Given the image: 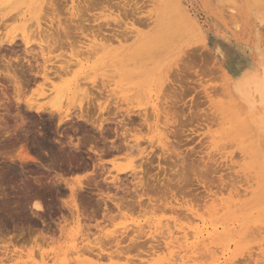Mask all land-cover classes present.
I'll use <instances>...</instances> for the list:
<instances>
[{"label": "rangeland", "instance_id": "rangeland-1", "mask_svg": "<svg viewBox=\"0 0 264 264\" xmlns=\"http://www.w3.org/2000/svg\"><path fill=\"white\" fill-rule=\"evenodd\" d=\"M57 1L59 3H57ZM77 1L79 0H76V2ZM100 1L96 4L91 3L93 8L88 9L89 12L87 11L86 15L82 13L85 15L82 16L83 18L80 17L84 20V25L80 27L81 29H74L72 28L75 26L74 22L79 18L77 16H74L73 18V16L69 14L68 9L72 5V0H54L53 2L58 4L57 5L55 3L57 7H60H58V9L54 5L58 9H56V12L60 10V14L58 13L59 15H57L59 16L58 19L60 18L61 21L66 20V23H68L71 19L73 20H71V23L69 22V29H67V31H63L56 26L57 17H55V14H53L55 18L52 16L51 9V12L48 14L47 10L51 8L48 5L49 0H0V38L2 37L1 39H5L7 37H14L16 38V43L19 45V43L22 44V39L20 38L26 36L31 41L29 48L36 54L40 53L38 40H42L44 53H47L46 56L51 57L49 60L50 62H45L47 66L50 65V63L51 65L60 63L63 61V57L69 56V53H71L72 50V53L79 50L80 46H84V44H87L92 40L102 38L103 34L109 35L111 31L117 34L116 31L119 32L120 29L124 31V27L126 30L124 32L125 34H123L126 36V31L129 29L127 36L131 35L130 37L132 39L130 37V39L126 37L127 41L121 40L120 43L117 42L116 39H112L110 40L107 48L99 50L91 58L83 59L86 57L82 54L78 55L77 59L79 60L76 64L70 62V73L64 74L65 76L61 75L60 78L62 81H60V78H57V80L55 79L56 81L53 78L52 79L55 81L54 83L59 86L61 85V90L65 93L63 95L64 98L62 97L63 99H61L62 103L60 102L62 107L60 110L63 112H77V106L79 103H81L84 108L89 107L93 110L92 107L96 105V101L98 99L97 90L100 88H103L105 91L108 89L110 93H114L115 96L113 95L112 97L111 94L110 96L112 98L108 97V101H113L111 99L120 97L122 93L126 95L129 94L128 98H130L129 100L127 99V101H132L130 106L133 105L134 109H140L139 111H142V113H144V110L145 113L149 114L148 116L145 114L146 118L150 117V121L147 118L149 122L147 123L148 125L146 123H142L140 125L143 127L140 130L141 135L139 136L138 143L140 148H146L145 154L150 152L152 155L149 153V155L145 157V154H141L142 159L139 154L137 156L136 151L138 147H134L136 151L134 149L133 152L131 149L134 153L132 154L133 157L131 156L133 158L132 159L130 156L128 158V156L125 157L112 149L110 150L109 144L112 140H114V135L111 134L114 133V126L111 124L112 122L106 125V127L109 128L107 130L110 133V135L108 134L109 137L107 135L100 137L98 133L96 134V129L94 127L82 121H78L76 118H73V120L69 121L68 124L65 122L57 124V118L55 116H53L54 119H52V117L50 118L52 119L51 121L46 113V115L43 113L44 115L42 114V116H40L42 119L39 116H36V113H24L28 115H25L27 117L25 119L24 128L29 125L27 124L29 121L28 117L30 121L31 119L34 121L33 125H29L30 128L33 127L32 133L34 135H38L42 132L43 129L40 127L44 124L43 128L45 127V129L43 131H46V129L49 130L47 132H50V139H52V141H54L53 144L56 145L55 151H57V147L60 146L57 143V140L61 139L64 142V140L66 141V139H68L67 135L71 136L72 134L73 143L77 141L76 137L81 136L82 134H88V137H90L89 139L93 140L88 141L90 144L86 143L81 146L79 153L77 154H80L81 156H79V158L77 157V160H72V166L68 165L70 160L68 161L67 157L66 160V158H62L60 156L59 159H57L58 156H56L54 161H52V164H50L51 167L49 168V166H46V170L45 166L42 167L44 162L43 158L45 160L44 163L47 164L49 163V160L46 158L49 157L43 154V151V153L40 152L42 155L30 152L34 160L23 159L25 161L24 162L21 159L23 157L21 152L22 139L20 141H14L13 136H17L16 134L11 136L12 140L8 138L10 137L9 135H4V138L0 135V143H2L3 140L8 141L9 139V141L14 142V145H6L7 142L4 141L6 144L3 143V145H1H6L4 146L6 148L2 149L4 150L3 152L6 153L1 152L2 150L0 149V264H22L25 261H29L31 264H38L42 262L43 259L49 261L47 264H51L53 262L49 259L54 253L56 254L57 252L59 253V251L60 253L61 251H66L67 254L68 250V253H70V249H72L71 247L74 243L77 245L78 243H83V245L88 243L87 245L90 246L91 249V251L88 252L91 254H87L85 251L86 253H84L81 258L85 256L82 259L87 257V261L84 259L85 262H74L73 260L76 258V255L74 254V256H72L74 259H71L69 256L73 252L70 253L67 257L68 260L71 259L73 261V264H126V259L132 260L129 264H172L173 261V264H175V262L176 264H264V122L262 125V123L260 124V119H253L258 116L253 112L250 113L248 108L246 110L245 107H243L244 104L242 102H238V99L234 95L233 96L235 98H233L232 94L229 93L227 77L225 75L227 70L235 72L234 70L238 64H244L255 57V45L257 42L264 48V0H177L179 6H176L173 0H149V2L147 0ZM152 1H154V3H152ZM93 4L95 5L93 6ZM114 4L115 6H113ZM96 5L98 7H96ZM117 5H123V7L127 10L129 9V6L133 9L130 12L128 11L130 13V15H128V12L122 7V12L126 11L123 14L127 13L125 15L128 16H121V8L119 9L120 6L118 7ZM126 5L128 6L126 7ZM175 7H178L177 10ZM179 7H181V9L189 10L194 21L187 20L182 14L179 15V13H182V10ZM161 10L162 13L160 14ZM132 12L136 13V15H131ZM131 16L132 18H136H134L137 22L136 24H134L135 20L133 21ZM139 16L143 19H139ZM36 19L40 22L38 27H36ZM113 19L116 22L118 19V23H121L122 21L123 25L115 23ZM137 19L140 21L139 24ZM24 21L26 23H23ZM132 21L134 26L130 27V23ZM124 22L125 24L128 23V26L125 25ZM20 23L21 25L19 26ZM22 24H25V27H23ZM118 25L120 26L118 27ZM255 27L259 31L257 34L254 31ZM134 28L141 30L139 35L132 33ZM114 29H116V31ZM7 31L10 32L8 33ZM119 33L120 37L123 36L122 32ZM50 39L57 40L54 47H46V43L44 42L48 40L50 43ZM33 41L36 42L34 43ZM18 45L17 49H19L18 47H21V50L22 45ZM215 46H218L221 49V54L215 51ZM0 52H2L0 54L7 53V51L5 52L2 50H0ZM40 59L42 58L38 59L40 62L37 59L36 61L33 59L30 60H32V62L34 61V67L38 66L37 68H41L44 63H41L43 60ZM137 74L139 77H137ZM128 75L133 77V79L130 80L131 78H127ZM62 76L66 79L69 78L67 80L69 84L64 85L60 83L63 82V80V83H68ZM3 82V85H7V88L10 87V89H12L10 82L7 80L5 82L8 84ZM34 82H29L33 86L27 84L25 88L27 91L23 93L22 97L34 100L36 98L37 104L40 103L41 105H45L49 100H51L53 95L45 97L37 95L36 86L41 81L38 79V81ZM75 84L80 85L81 90H87L90 94L89 98L83 99V96V98H81L78 91L76 92V89H73V92L75 91L77 96H79L74 99H72V97L71 99H68L70 98L68 95H70V92L72 91V88L75 87ZM28 85L30 86L29 89L27 88ZM126 86L136 87L133 90L134 92L131 91V87L130 92H127L129 90L121 92V88L123 90L125 88L127 89ZM10 89L8 88V90ZM178 89L180 95L179 93H176L178 96H175V92ZM11 91L12 90L8 92L11 93ZM89 91L92 92L93 95H91L92 93ZM76 93H73L72 96ZM107 94L109 93L107 92ZM168 99L169 102L171 101L172 105L167 102ZM5 100L9 104H7ZM163 101L164 103L167 102L171 106L175 104L173 106L175 108L170 106L168 111L167 107L169 105L166 103L168 105L166 106L165 104L167 110L164 109L165 107L163 108ZM4 103L7 104L10 111L9 113L6 111V113H4V110L0 109V120L7 116L4 120H7L8 125L10 124L9 126H12L14 122H17L15 120V115L18 110H16V106H14L15 103L12 99L8 100L4 98ZM153 105L154 107L159 108L158 113H160L163 118H161L160 114L155 116L152 109ZM161 105L163 106L160 107ZM111 106L113 107V105H110L111 111H109V113H105L106 116H111V112L113 111ZM12 110L15 112V115L12 113ZM19 110L20 112L22 111L21 109ZM161 111L168 112V115H166L167 120L164 118L165 113H162ZM10 112L14 117L11 116ZM22 112H25V109ZM93 112L96 114L95 110H93ZM191 115H194V118H191ZM95 117L96 116L93 115V118ZM157 118H161L162 121L161 119L159 121ZM11 120L14 121L12 122ZM180 120L182 123L178 122ZM40 121L43 124H40ZM36 124L38 127L40 126V129H38ZM35 125L37 127H35L38 131L37 133L34 129ZM48 125L50 126L49 129L47 127ZM63 125L64 127H62ZM72 125L77 128L75 132L68 129L71 127L73 128ZM154 125L157 126L154 127ZM164 128H168V130H165ZM160 132L162 133L160 134ZM32 133L31 135H33ZM163 133L166 134V139H168H163L166 143L164 150H162L163 147H161L156 136L157 134L163 135ZM97 135L99 136V140H106V136L108 137L107 139L110 141V143L108 142L107 144L108 146L106 145L107 142L105 140H101L102 142L100 141L102 145L105 144L108 148H106L105 145V147L102 146L100 142H97L99 141L97 140ZM92 136H96V142H94L95 138H92ZM207 136L209 137L207 138ZM53 138L56 141L53 140ZM110 138L112 139L110 140ZM148 139H150V141ZM172 139L176 140V143L174 142L175 147L172 146ZM128 140L127 141L130 142V144L135 143H132V140L134 141L133 137ZM91 142L94 143V145ZM98 143L100 145H98ZM8 144L10 143L8 142ZM89 145H93L97 148L99 146L101 149L104 147L103 149H109L108 151L110 153L102 150L104 154L102 153L101 157L100 155L90 152L88 149ZM167 145L172 146L174 149L176 148V151L174 149L173 152L172 150L171 152L168 151L167 149H169V147L166 148ZM7 146H11V148H8ZM7 148L9 150L13 148V153L12 150L8 151ZM6 149L7 151H5ZM63 149L70 155H72L73 151L75 152V149L72 148V146L66 145ZM19 152L21 153L19 154ZM74 152L73 155L76 153ZM44 155L46 158L43 157ZM94 155H96V157H94ZM169 155H171V157ZM175 155H177L178 158ZM19 156L20 160L18 159ZM98 156H100L99 159H97ZM149 156L151 157V160L149 159L150 161L147 160ZM165 156L170 157V161H168L169 158ZM144 157L146 159V163L144 162ZM173 158L176 162L173 161ZM63 160L64 162H62ZM181 160L183 161L181 162ZM38 161H40V164ZM94 162L98 165L102 164L103 166L100 165V167ZM141 162L145 165L141 164ZM150 162L151 165L149 164ZM158 163L161 164L162 168L157 165ZM59 164L63 166L57 168ZM139 164L141 165L140 167L146 168H142L145 171H142L140 168V171L138 170L139 172H137L138 174L136 175L138 178L142 176V179H147V181L143 180L144 182H148L149 180V185L155 184L157 180L161 182L164 178V181L167 180L166 178H173V170L177 169L179 172H184V168L185 173L187 174L185 175L184 173V175L188 176L187 178H190L191 180L189 179V181H186V177L185 179L183 177V180L185 181L180 182V184H182V186L180 185L181 187L179 185V187L176 185V187H173L172 184V191L170 193L167 192L168 194L165 193L163 196L161 194L153 197L151 196V198L154 199L157 197L160 198V201L157 202L154 209L150 208L147 200L148 198L146 199L148 203L147 206V203H145L146 197H144L143 199L146 205H144L146 207V209L144 208L145 211L143 209L140 210L139 208H136L135 210H118L117 208L112 207L110 211H101L100 209L95 208V211H84L85 213L82 212L85 214L84 216L82 213H79V221H77L78 219L75 218L74 215L75 212L72 215L73 212L71 213V211H68L63 206L62 202L69 199V191L65 181L68 183H74L75 185L78 181H80L81 183H78L84 188L81 187V189L78 190V196L83 199L84 202H88L89 204H93L95 200H97V192L99 189L102 193H107L110 189L111 191L109 190V195L116 193V190L114 189L115 187H111V185L108 186V181H111V177L113 178V175H118L121 178H119V180L120 182L123 181L121 182L122 186H126V189L128 190L130 189L129 193L131 195L135 196L136 193H141L140 189L137 191L135 190V192L132 190L136 181H138L136 180L138 178L131 176L130 172L117 173L115 170L117 167H124L127 169V167H130L131 165L136 166ZM95 165H97V168L100 167L99 170ZM191 165L194 167L190 168ZM9 168L11 171H6V169ZM170 169H172V171ZM192 169H194L193 171L196 173L191 171ZM128 170L129 168L127 171ZM146 170H148V173H146ZM197 170L201 172H198ZM9 172L12 173L10 174ZM189 172H191V174ZM197 172L199 175H197ZM58 173H61V175L58 176ZM35 176L37 181L39 180L38 183L40 185L33 182V178ZM105 177L108 178V180H103ZM175 178L176 176L174 179ZM185 182L187 183L185 184ZM156 184L159 186L158 183ZM87 185L90 188H87ZM21 186H29V192L31 193L40 190V197L46 210L38 211L31 208L32 199L28 200V209L26 211H19V208L13 207L14 203L12 201H14V199L16 200L15 197L18 194V191H20L19 189H21ZM17 187H19V189ZM233 187H235L238 192H236L237 190ZM180 188L183 189L182 193L179 192ZM176 190H179L178 193H174ZM171 193L176 195H171L173 197L172 198L170 196ZM120 194L121 192L119 191L116 196H120ZM129 196L130 195H127V197ZM204 200L207 201V203L204 202ZM215 201H218L220 206L223 208L219 209V204H217V202L215 204ZM3 202H6V205H4ZM235 202L237 204H235ZM162 203L165 204L162 205ZM214 204L218 206H215ZM109 205H111V203ZM187 208H190L193 212L187 211ZM172 209L173 212L171 211ZM197 209L200 210L198 211ZM217 209L220 211H217ZM187 213L189 215H187ZM81 215L82 217H80ZM190 219L193 221L191 222ZM139 224L143 226H141V231L144 229L146 230L144 231L146 232V235L144 232H137V229L138 231L140 229L138 228L140 227L138 226ZM168 224L172 225L169 226ZM148 227H150V230L147 231V229H149ZM166 227H171V229L177 230L184 229L187 230L189 234L192 229H198L202 233V238L208 235L207 232L212 233L207 236L208 238L206 237V240L204 238V242L202 238V240H198L199 245L194 246L196 247V250L194 249L195 251L193 252H190L188 248L183 251V247H174L170 250L162 248L158 255L154 256L151 261H144L145 259H141V257H145L144 255H147L152 250L153 246V248L156 246L159 248L164 246L163 238H161L164 234L160 233V231H163L162 229L165 230ZM152 228L153 233L157 230L160 231L153 234ZM107 231L110 233L114 231V233L111 235L110 233L108 234ZM135 231L140 233L138 234L140 237L135 236L137 235ZM104 232H106L107 237ZM101 233H103V237ZM114 234L116 237L118 236V238H120H116L118 241L115 242V244L112 242L116 240H112V238H110L114 236ZM124 236L128 239L126 237L124 238ZM151 236L155 241L151 238ZM99 237H102L103 239L101 238V240H99ZM192 239L193 238L189 239L190 243L195 242L194 239L192 242ZM88 240L89 242H87ZM135 240L138 242H135ZM127 241L132 244L133 249H131L130 245L128 246L129 248L127 247ZM139 242L140 245L138 244L136 246ZM107 243H110L111 246L110 244L107 245ZM118 243L120 245L125 243L126 246L124 244L123 247H126L127 251L125 249H122L123 251L121 249L118 250L119 248H123ZM195 243V245L198 244L197 242ZM116 244L120 247H117ZM151 244H153V246H151ZM211 245L212 247H210ZM199 246L203 248L200 249ZM213 246H215L216 250ZM99 247L102 249L98 252L97 248ZM67 248L69 249L67 250ZM178 253L179 256L185 255V258L183 259L184 262L181 263L180 260L177 261L178 259L176 255ZM202 253L204 254L203 258ZM107 254L113 257L108 256ZM174 256L176 258L175 260H173ZM137 259H141L144 262L139 263L137 262ZM29 262L27 264H30Z\"/></svg>", "mask_w": 264, "mask_h": 264}, {"label": "bare ground", "instance_id": "bare-ground-1", "mask_svg": "<svg viewBox=\"0 0 264 264\" xmlns=\"http://www.w3.org/2000/svg\"><path fill=\"white\" fill-rule=\"evenodd\" d=\"M54 0H49V6L51 7V8H49V10L51 9L52 10V16H53V14H55V17H57V19H56V26H58L61 30H63V31H67V29H69V22L71 23L72 21L70 20L68 23H66V20L65 21H61L60 20V18L58 19V17L59 16H57V15H59L60 14V10L58 11V12H56V9L59 7H57V3H59L58 1H57V3L56 2H53ZM100 0H83V1H77L76 2V0H72V5L69 7V14L71 15V16H73V18H74V16H77L79 19L78 20H80L81 18H83L82 16H85L86 14H87V11L89 12V10L88 9H92L93 7H92V4L91 3H98ZM104 2L106 1V0H103ZM102 0L100 1V2H103ZM111 1V0H110ZM148 2H149V0H147ZM151 1V0H150ZM130 2V1H129ZM139 2V1H138ZM172 2V1H171ZM173 2L176 4V6H179L178 5V2H177V0H173ZM57 5H56V4ZM109 3V2H108ZM114 3V2H113ZM123 3H125V2H123ZM152 3H154V1H152ZM83 4V5H82ZM95 4H93V6L95 5ZM103 4V3H102ZM132 4V3H131ZM57 7H55V6ZM125 5V4H124ZM135 5V4H134ZM134 5H132V6H134ZM86 6V7H85ZM111 6H112V4H111ZM113 6H115V4L113 5ZM118 6V5H117ZM116 6V7H117ZM120 6V5H119ZM118 6V7H119ZM128 5H126V7H127ZM131 6V7H132ZM146 6V5H145ZM96 7H98L97 5H96ZM116 7H114V8H116ZM117 7V8H118ZM122 7H123V5L122 6H120L119 7V9H120V11L122 12ZM60 8V7H59ZM58 8V9H59ZM124 8V7H123ZM129 9L127 10V9H125L127 12L129 11H132V9L130 8V6L128 7ZM143 8V7H142ZM176 8V7H175ZM178 8V7H177ZM177 8H176V10H177ZM180 9H181V7H179ZM57 9V10H58ZM178 9L179 11H181L182 10V13H179V15L180 14H182L183 15V17L184 18H186L187 20H190V21H194L193 20V18H192V14L190 13V11L189 10H185V9ZM49 10H47L48 11V14H49V12H51V10L49 11ZM116 10V9H115ZM136 10V9H135ZM134 10V11H135ZM185 10V11H184ZM91 11V10H90ZM120 11H118L119 13H121ZM126 11H123L122 12V14H121V16H123V15H125V14H127V13H125V14H123L124 12H126ZM81 12V13H80ZM128 12V15H130V13ZM59 13V14H58ZM85 14V15H83V14ZM119 13H118V15H119ZM162 13V10H161V12H160V14ZM51 14V13H50ZM111 14V13H110ZM133 14H135L136 15V13H131V15H133ZM138 14H139V12H138ZM160 14H159V16H160ZM128 15H125V16H128ZM51 16V15H50ZM51 16V17H52ZM115 16V15H114ZM158 16V15H157ZM50 17V18H51ZM54 17V16H53ZM52 17V18H53ZM54 17V18H55ZM81 17V18H80ZM115 17H117V16H115ZM144 17H146V16H144ZM118 18V17H117ZM122 18V17H121ZM120 18V19H121ZM125 18V17H124ZM131 18H132V16H131ZM135 18V17H134ZM134 18H132L133 19V21L136 19H134ZM75 19H77V18H75ZM75 19H74V21H75ZM139 19H143V18H140V16H139ZM144 19H146V18H144ZM78 20H76L75 22H74V25H72V26H74V27H72V28H78V29H81L80 27H82L83 25H84V23H83V21L84 20H80L79 22H77ZM124 20V19H123ZM113 21H114V19H113ZM133 21L130 23V27H132V26H134V24H136L137 22H136V20L134 21L135 23L133 24ZM137 21H139L138 19H137ZM115 23H117V24H122L123 25V22L121 21V23H118V19H117V22L116 21H114ZM142 22H143V20H142ZM141 22V23H142ZM2 23V22H1ZM22 23V22H21ZM21 23L19 24V26L21 25ZM23 23H26L25 21L23 22ZM36 24H37V26L36 27H38L39 26V24H40V22L38 21V19H36V22H35ZM140 23V21L138 22V24ZM145 23V22H144ZM150 23V22H149ZM35 24V25H36ZM124 24H125V22H124ZM147 24V23H146ZM13 25H15V24H13ZM120 25H118V27L120 26ZM125 25H127L128 26V23L127 24H125ZM18 26V27H19ZM22 26L23 27H25V24H22ZM21 26V27H22ZM144 26H145V24H144ZM123 27V26H122ZM27 28V27H26ZM58 28V29H59ZM24 29V28H23ZM123 29H124V31H122L121 29L119 30V32H122V34L125 32V28L123 27ZM252 29V28H251ZM254 29V28H253ZM113 30V29H112ZM115 31H116V29H114ZM128 30L129 29H127V31H126V36H124V34H123V36H119V32L118 31H116L117 32V34L115 33V32H112L111 31V33L108 35H105V34H103L102 35V38H99V39H96V40H92V41H90V42H88L87 44H84V46H80L79 47V50H76V51H74L73 53H72V51H71V53H69V56H65V57H63L64 59H62L63 61H61L60 63H57L56 65H51V63H50V65H47L46 66V64H45V62H50L49 60L51 59V57L50 56H46V54L47 53H44V48L42 47V45H43V43H42V40H38V43H39V46H40V53L39 54H36V53H33L34 51H32V49H30L29 48V45L31 44L30 42V40H29V38L28 37H26V36H23V37H21L20 39H22L21 40V42H22V44H20L19 43V45H22V49L20 50V48L21 47H18L19 49H17V43H16V41H15V39L16 38H14V37H7V38H3V39H1L0 38V50H2V51H7V53L9 54H0L1 55V59H0V78H2V79H0L1 80V82H0V109H3L4 110V113H9V111H10V109H9V107L7 106V104H9V103H7V101H6V103L7 104H5L4 103V98L5 99H8V100H11L12 99V101H14V103H15V105L14 106H16V110H18V111H16V115H15V112H13V110H12V113H14V115H15V117H16V119L15 118H12V119H15L17 122L15 123V125H14V123H13V125L12 126H9L8 125V123H7V120H4V119H1L0 120V135L1 136H3V138L5 137L4 135H9L10 137H8V136H6V137H8V138H10L11 139V136L13 135V134H16L17 136H13V138H14V141H16V140H21V142H22V144H21V149H22V155H23V157H22V155H21V159L23 160H34V158H33V156H31L32 154H30V152H34L35 154L37 153V154H39V155H42L40 152H42L43 154H45L46 156H48L49 158H46L45 157V155L43 156V157H45L46 159H48L49 160V163H47V164H45L44 162H45V160H44V158H43V164H42V167H46V166H49V168L51 167L50 166V164H52V161H54V159L56 158V156H58V158L57 159H59V156L60 157H62V158H68V161H69V163H68V165L70 166L71 164H72V160L73 159H76L77 157L79 158V156H81L80 154L79 155H77L78 153H79V150H80V148H81V146L82 145H84V144H86V143H88V141H90V140H93V139H89L90 137H88V134H82L81 136H77L76 137V139H77V141L75 142V143H73L72 141H73V138H72V134H71V136L70 135H67L68 137V139H66V141L64 140V142L60 139H58L57 140V143L60 145L59 147H57L58 149H57V151H55V148H56V145L55 144H53V142L54 141H52V139H50V135H49V133L47 132V131H49V130H47L46 129V131H43L44 129H45V127L43 128V126H44V124L41 122L40 124H43L42 125V127H40V128H42L43 130H42V132L40 133V131H39V133L40 134H36L38 131L35 129V127H36V125L38 124H36L35 126H34V129L36 130V135H34L33 133H32V128H30V126L29 125H33L34 123V121H32V119H31V121H30V119H29V117H28V123L27 124H29L28 126H26L25 128H24V124H25V119H26V117L28 116L27 114H24V113H36L35 115L36 116H42V114L44 113H46L49 117V119L52 117V119H54L53 118V116H55L56 118H57V124H62V123H66V124H68V122L69 121H71V120H73V118H76L78 121H82V122H84V123H86V124H89L90 126H92V127H94L96 130V134L98 133V135L100 136V137H103L104 135H107L108 137H109V135H110V133L107 131L109 128H107L106 127V125H108L109 123H111L114 127H113V132L114 133H111L112 135H114V140H112L111 141V143H110V141H108V137L106 136V140L105 139H101L102 141L103 140H105L107 143H106V145L108 144V142L110 143L109 145H110V150L112 149V150H114L115 152H117V153H120V154H122L123 156H128V158H129V156L131 157L132 156V154H134L133 152H134V149L136 148V147H138L137 148V151H136V149H135V151L137 152V156H138V154L141 156V154H145V147H141L140 148V145H139V141H138V139H139V136L141 135V133H140V130L142 129V127L143 126H140L142 123H149L148 122V119L150 118H146L145 117V114H146V116H148L149 114L148 113H145V111L143 110V112L144 113H142V111H139L137 108H135L134 109V106L133 105H131L130 106V104L132 103V101L131 102H128L127 101V99L129 100V98H128V95L129 94H124V93H122V95L120 96V97H115L114 99H111V100H113V101H108V99L109 98H112L113 97V95H114V93L112 94V93H110L109 92V90L107 91H105L103 88H100V89H98L97 91H98V99H97V101H96V105H94L93 107H92V109L93 110H95V113L96 114H94V112H93V110H91L89 107H83L82 105H81V103H79L78 104V111L77 112H72V113H70V111H67V112H63V111H61L60 110V108H62L61 107V99H63L64 97H63V95L65 94L64 93V91L63 90H61V85L59 86L58 84H56V83H54L56 80H57V78H60L61 77V75H63V76H65L64 74H69L70 73V69L69 68H71L70 67V65H71V63L73 62V64H76L77 62H78V60L79 59H77L78 58V55H83L84 57H86V58H83V59H87V58H91L92 56H94L99 50H103V49H105V48H107L108 46H109V42H110V40H112V39H116L117 40V42H119L120 43V41L122 40V41H124V40H126L127 38H129L130 36H127L128 34H127V32H128ZM132 30V29H131ZM27 31V30H26ZM140 31L141 30H139V29H137V28H134L133 30H132V33H134L135 35H139V33H140ZM255 33L257 34L259 31H258V29L255 27ZM8 33L10 32V31H7ZM22 32H24V31H22ZM129 33H130V31H129ZM7 34V33H6ZM121 34V35H122ZM11 35V34H10ZM17 35V34H16ZM7 36V35H6ZM15 36V35H14ZM21 36V35H20ZM17 37V36H16ZM120 37V38H119ZM127 37V38H126ZM19 38V37H18ZM48 38V37H47ZM51 38V37H50ZM131 38V37H130ZM129 38V39H130ZM19 39V40H20ZM31 39V38H30ZM132 39V38H131ZM51 40V39H50ZM115 40V41H116ZM115 41H113V42H115ZM127 41V40H126ZM34 42V41H33ZM36 42V41H35ZM34 42V43H35ZM112 42V43H113ZM156 42V41H155ZM44 43H46V47H48V46H55L54 44H56L57 43V40H55V39H52L51 41H50V43L48 42V40L47 41H45ZM111 43V44H112ZM122 43V42H121ZM18 45V46H19ZM149 48V47H148ZM215 51L217 52V53H222L221 52V49L218 47V46H215ZM0 53H2V52H0ZM14 55V56H13ZM39 58H42V59H40V60H43V61H41V63L43 62L44 64H43V66H41V68H37L38 66V59ZM82 58V57H81ZM30 59H33V60H35L36 61V59L38 60L37 61V67H34L35 65V63L33 64V62H32V60H30ZM59 61V60H58ZM24 62V63H23ZM28 63V64H26V63ZM32 62V63H31ZM40 62V61H39ZM71 62V63H70ZM25 64H26V67H25ZM28 65V66H27ZM48 66H50V67H48ZM54 66V67H53ZM39 67H40V65H39ZM235 72H230V71H226V73H225V75H226V77H227V86H228V89H229V93H231L232 94V96L234 95L237 99H238V102H242L243 104H244V106L243 105H241V106H243V107H245V109L247 110V108L249 109V111H250V113L251 112H253V113H255L258 117L257 118H253V119H260V124L262 123V125H263V122H264V48L257 42V44L255 45V57L253 58V59H251L250 61H248V62H246V63H244V64H238V66L236 67V69L234 70ZM62 76V77H63ZM137 77H139L138 76V74H137ZM55 80H53V79ZM65 77H63V79H64ZM127 78H131L130 80H132L133 79V77H131V76H129L128 75V77ZM38 79L41 81L39 84H37V86H36V89H37V91H36V93H37V95H39V96H42V97H45V96H48V95H53V97L51 98V100H49L48 101V103H46L45 105L43 104V105H41L40 103L39 104H37L36 103V96L34 97L35 98V100L34 99H25V97L23 98L22 96H23V93L25 92V91H27L25 88H26V86H27V84H29V85H31V86H33L31 83H29L30 81H38ZM61 79V78H60ZM59 79V80H60ZM69 79V78H68ZM68 79H66L65 78V81H67ZM73 79V78H72ZM126 79V78H125ZM8 81V82H10L11 83V88L12 89H10V87H8L10 90H12L11 91V93H9L10 92V90H8V88H7V85L5 86V85H3L2 84V82L3 81ZM4 81V82H5ZM60 81H62V79L60 80ZM59 81V82H60ZM72 81V80H71ZM3 82V83H4ZM63 82H64V80H63ZM63 82H60V83H62V84H64V85H67V84H69V82L68 83H63ZM35 83V82H34ZM33 83V84H34ZM76 83H78V82H76ZM5 84H8L7 82H5ZM71 84V83H70ZM123 84H125V83H123ZM123 84H122V87H123ZM10 85V84H9ZM8 85V86H9ZM28 85V89H29V86ZM103 85V84H102ZM121 85V84H120ZM63 86V85H62ZM69 86V85H68ZM105 86V85H104ZM74 87V86H73ZM127 87V86H126ZM130 87L131 86H128L127 87V89L125 90H123L122 88H121V92H125V91H127V90H129V91H127V92H130ZM136 86H134V87H131V91H133L134 90V88H135ZM70 88V87H69ZM105 88V87H104ZM181 88V87H180ZM32 89H34V88H32ZM71 89V88H70ZM73 89H76L75 91L77 92L78 91V94H80L81 95V98H83V99H86V98H89V96H90V94L87 92V90H81V88H80V85H77V84H75V87L74 88H72V91L70 92V95H68L70 98H68V99H71V97H72V99H74L75 97H78L77 96V93L74 91L73 92ZM9 92H8V91ZM176 90V89H175ZM69 91V90H68ZM80 91H82V92H80ZM111 91V90H110ZM178 91V92H177ZM176 92H175V96H178L177 94L179 93V89L177 90ZM67 92V91H66ZM80 92V93H79ZM90 92V91H89ZM107 92L109 93V94H107ZM120 92V93H121ZM134 92V91H133ZM182 92V91H181ZM36 93H33V94H36ZM72 93V94H71ZM73 93H76L74 96H72L73 95ZM90 93H92V92H90ZM116 93H117V91H116ZM132 93V92H131ZM177 93V94H176ZM33 94H30V95H33ZM112 94V97L110 96ZM173 94V93H172ZM91 95H93V93L91 94ZM179 95H180V93H179ZM83 96V97H82ZM115 96V95H114ZM233 96V98H235ZM11 99H10V98ZM63 97V98H62ZM109 97V98H108ZM27 98V97H26ZM32 98V97H31ZM164 98H166V97H164ZM179 98V97H178ZM131 100V99H130ZM11 102V101H10ZM61 102V103H60ZM167 102L168 103H170L171 104V101L169 102V99L167 100ZM166 102V103H167ZM182 102V101H181ZM13 103V104H14ZM159 103V102H158ZM163 103H164V101H163ZM166 103H164V106L163 105H161L160 107H162L163 106V108L165 107V104ZM167 103V104H168ZM11 104V103H10ZM23 104V105H22ZM166 104V106H168ZM22 105V106H21ZM110 105H113V107H112V109H113V111L111 112V116L109 117V116H106V114L105 113H109V111H111V109H110ZM172 105V104H171ZM171 105H169L168 107H167V109L168 108H170V106ZM175 104H173V106H174ZM13 106V105H12ZM11 106V107H12ZM13 106V107H14ZM173 106H171L172 108H175V107H173ZM20 107V108H19ZM21 107H24V108H21ZM21 109L22 111L25 109V112H20V110L19 109ZM182 108V107H181ZM12 109V108H11ZM153 111H154V113H155V116L156 115H158V114H160V113H158V109L159 108H157V107H154V105H153ZM160 109H162V108H160ZM164 109H166V107L164 108ZM164 109H162V110H164ZM166 109V110H167ZM142 110V109H141ZM216 110V109H215ZM215 110H214V112H215ZM6 111V112H5ZM168 111H169V109H168ZM171 111V110H170ZM141 112V113H140ZM162 113L164 112L165 113V115H164V118L167 120V118H166V115H168V112L166 111H161ZM173 112H175V111H173ZM4 113H3V115H4ZM11 113V112H10ZM12 113H11V116H12ZM171 113V112H170ZM221 113H223V112H221ZM24 116H23V115ZM43 114V115H44ZM45 114V115H46ZM105 114V115H104ZM175 114V113H174ZM219 114V113H218ZM235 114V113H234ZM3 115H2V117H3ZM8 115V114H7ZM25 115H27V116H25ZM93 115H95L96 117L95 118H93ZM108 115V114H107ZM110 115V114H109ZM161 115V114H160ZM170 115V114H169ZM213 115V114H212ZM226 115H227V113H226ZM5 116V115H4ZM32 116V115H31ZM30 116V117H31ZM34 116V115H33ZM135 116V117H134ZM217 116V115H216ZM253 116V115H252ZM9 117V116H8ZM12 117H14V116H12ZM121 118V119H119V118ZM137 117V118H136ZM171 117V116H170ZM186 117V116H185ZM188 117V116H187ZM191 118L193 117L194 118V115L192 116H190ZM189 117V118H190ZM212 117V116H211ZM223 117H225V116H223ZM32 118H34V117H32ZM41 118V117H40ZM118 118V119H117ZM161 118H163L162 117V115H161ZM161 118H157V119H159V121H160V119ZM42 119V118H41ZM52 119H50L51 121H52ZM75 119V120H76ZM168 119H170V118H168ZM214 119H215V117H214ZM218 119V118H217ZM19 120V121H18ZM35 120V119H34ZM47 120V119H46ZM185 120V119H184ZM188 120V119H187ZM190 120V119H189ZM216 120V119H215ZM254 120V121H255ZM10 121V120H9ZM12 121V120H11ZM14 121V120H13ZM12 121V122H13ZM149 121H150V119H149ZM161 121H162V119H161ZM26 122H27V120H26ZM50 122V121H49ZM158 122V121H157ZM178 122H180V123H182V121L180 120V121H178ZM184 122V121H183ZM186 122V121H185ZM190 122H191V120H190ZM214 122V121H213ZM223 122V121H222ZM71 123V122H70ZM73 123V122H72ZM179 123V124H180ZM220 123V122H219ZM225 123V122H224ZM223 123V124H224ZM111 124H110V126H111ZM179 124H178V127H179ZM186 124V123H185ZM184 124V125H185ZM222 124V123H221ZM49 125H50V123H49ZM47 126L48 127V129H49V127L50 126ZM65 125V124H64ZM64 125L62 126V127H64ZM85 125V124H84ZM148 125V124H147ZM166 125H167V123H166ZM59 126V125H58ZM73 126V125H72ZM140 126V127H139ZM155 126H157V125H154V127ZM170 126V125H169ZM37 127H38V125H37ZM36 127V128H37ZM38 127V129H40ZM68 127V126H67ZM109 127V126H108ZM147 127V126H146ZM159 127V126H158ZM161 127V126H160ZM184 127V126H183ZM84 128V127H83ZM86 128V127H85ZM93 128V129H94ZM111 128V127H110ZM122 128V129H121ZM218 128V127H217ZM31 129V130H30ZM62 129V128H61ZM68 129H70V130H72V132H75L76 130H77V128H76V126L74 127L73 126V128L71 127V128H68ZM89 129V128H88ZM120 129V130H119ZM148 129V128H147ZM157 129V128H156ZM165 129V128H164ZM164 129H162V130H164ZM167 130H168V128H166ZM165 129V130H166ZM90 130V129H89ZM111 130H112V128H111ZM122 130V131H121ZM135 130V131H134ZM164 130V131H165ZM64 131V130H63ZM81 131V130H80ZM149 131V130H148ZM158 131V130H157ZM163 132V131H162ZM162 132H160V134L162 133ZM31 133L33 134V135H31ZM63 133V132H62ZM167 133V132H166ZM95 134V135H96ZM109 134V135H108ZM168 134H170V133H168ZM61 135V134H60ZM64 135V134H63ZM86 135H87V137H86ZM89 135H90V133H89ZM97 135V136H98ZM99 136H98V139L97 140H99ZM157 136V140H158V142H160V145H161V147H163L162 148V150H164V146L166 145V143L164 142V140L163 139H166L167 137H166V134H164L163 133V135H156ZM212 136H214V135H212ZM211 136V137H212ZM96 136H92V138H95ZM131 137H133V139H134V141L132 140V143L133 142H135V143H133V144H130V142H128V141H130V140H128V139H130ZM169 137V136H168ZM209 136H207V138H208ZM56 138V137H55ZM65 138V137H64ZM112 138H110V140L112 139ZM206 138V137H205ZM9 139V140H10ZM122 139V140H121ZM5 141V140H3V142L2 143H0V147H2V148H0L1 150L3 149V148H6V147H4V146H6V145H14V142H12V141ZM12 140V139H11ZM53 140H55L54 138H53ZM101 140H99V141H97V142H100ZM128 140V141H127ZM149 141H150V139H148ZM156 140V141H157ZM166 140H168V139H166ZM173 140V139H172ZM180 140H182V139H180ZM186 140V139H185ZM207 140V139H206ZM4 141L5 142H7V144L6 143H4ZM56 141V140H55ZM101 141V142H102ZM104 141V142H105ZM148 141V142H149ZM8 142L10 143V144H8ZM94 142H96V138H95V141ZM100 142V143H101ZM174 142L176 143V140L174 139L173 140V147H175V145H174ZM183 142V141H182ZM232 142V141H231ZM3 143L4 144H6V145H4V146H1V145H3ZM13 143V144H12ZM92 143V142H91ZM88 144H90V143H88ZM93 145H94V143H92ZM167 144H168V142H167ZM222 144H224V143H222ZM66 145H68V146H72V148H74L75 149V154L73 155V152H72V155H70V154H68L67 152H65L64 151V146L66 147ZM93 145H89V150H90V152H92V153H94V154H96V155H102V153H103V151L104 152H106V151H108V150H104L103 148L106 146L105 144V146L104 145H102V143H101V145L102 146H104L102 149L101 148H99V146H98V148L97 147H94ZM96 145V144H95ZM98 145H100L99 143H98ZM177 145V144H176ZM209 145V144H208ZM221 145V144H220ZM55 146V147H54ZM108 146V145H107ZM106 146V148H108ZM172 146H169V145H167V147L166 148H168L169 147V149H167L168 151H170L171 152V150H172V152H173V149L174 148H172ZM210 146V145H209ZM8 147V146H7ZM14 147V146H13ZM133 147V148H132ZM135 147V148H134ZM172 149H171V148ZM178 147V146H177ZM8 148H11V146H9ZM7 148V149H8ZM223 148H224V146H223ZM7 149L5 150V151H7ZM13 149V148H12ZM11 149V150H12ZM133 150V152H132V150ZM176 149V148H175ZM174 149V150H175ZM0 150V151H1ZM11 150H9L8 149V151H11ZM14 150V149H13ZM13 150H12V153H13ZM17 150H18V148H17ZM20 150V149H19ZM103 150V151H102ZM166 150V151H167ZM178 150V149H177ZM222 150V149H221ZM4 150H2L1 152H3ZM72 151V150H71ZM167 151V152H168ZM176 151V150H175ZM218 151H219V147H218ZM15 152H16V150H15ZM14 152V153H15ZM21 152H19V154L21 153ZM69 152V151H68ZM81 152V151H80ZM89 152V151H88ZM109 152V151H108ZM107 152V153H108ZM132 152V153H131ZM164 152V151H163ZM166 152V153H167ZM169 152V153H170ZM178 152V151H177ZM190 152V151H189ZM3 153H6V152H3ZM106 153V154H107ZM110 153V152H109ZM149 153L150 152H147L144 156L145 157H147V155H149ZM176 153V152H175ZM179 153H181V152H179ZM192 153V152H191ZM1 154V153H0ZM8 154V153H7ZM104 154V153H103ZM130 154V155H129ZM161 154H162V151H161ZM182 154H183V152H182ZM188 154V153H187ZM38 155V156H39ZM96 155H94V157H96ZM150 155H152L151 153H150ZM172 155V154H171ZM171 155H169L170 157H171ZM180 155V154H179ZM221 155V154H220ZM7 156V155H6ZM100 156H98V158L97 159H99V157ZM139 156V157H140ZM162 156V155H161ZM164 156V155H163ZM176 157H177V155H175ZM186 156H189V155H186ZM191 156V155H190ZM1 157V156H0ZM35 157V156H34ZM102 157V156H101ZM133 157V156H132ZM131 157V158H132ZM145 157H144V159H145ZM165 157H168V156H165ZM164 157V158H165ZM170 157H168L169 158V160L168 161H170ZM184 157H185V155H184ZM219 157V156H218ZM37 158V157H36ZM67 158H66V160H67ZM87 158V157H86ZM141 158H142V156H141ZM167 158V159H168ZM178 158V157H177ZM180 158H181V156H180ZM187 158V157H186ZM209 158V157H208ZM19 160H20V156H19V158H18ZM38 159V158H37ZM40 159V158H39ZM96 159V158H95ZM133 159V158H132ZM143 159V158H142ZM141 159V160H142ZM151 160V157L149 156L148 157V161H150ZM172 159V158H171ZM174 159V158H173ZM183 159V158H182ZM23 160V161H24ZM36 160V159H35ZM48 160H46V161H48ZM77 160V159H76ZM165 160H166V158H165ZM23 161H21V162H23ZM37 161V160H36ZM60 161H61V159H60ZM74 161V160H73ZM79 161H81V160H79ZM101 161V160H100ZM99 161V162H100ZM147 161V162H148ZM160 161V160H159ZM173 161H175V159L173 160ZM178 161H180V160H178ZM183 160H181V162H182ZM193 161V160H192ZM25 162V161H24ZM40 161H38V163H39ZM62 162H64V160L62 161ZM88 162V161H87ZM86 162V163H87ZM145 163H146V159H145V161H144ZM152 162V161H151ZM151 162L149 163L150 165H151ZM176 162V161H175ZM181 162H179V163H181ZM194 162V161H193ZM193 162H192V164H193ZM95 163V162H94ZM187 163H189V162H187ZM191 163V162H190ZM40 164V163H39ZM63 164V163H62ZM80 164V163H79ZM93 164V163H92ZM95 164H97V163H95ZM133 164V163H132ZM141 164H143V165H145L144 163H142L141 162ZM148 164V163H147ZM76 165V164H75ZM89 165V164H88ZM98 165V164H97ZM97 165H95L96 166V168H97ZM101 166H103L102 164H100ZM100 165H98V166H100ZM159 167H161L162 168V166H161V164L160 163H158L157 164ZM194 165V164H193ZM209 165V164H208ZM211 165H212V163H211ZM61 166H63V165H61V164H59V166H57V168H59V167H61ZM72 166V165H71ZM84 166V165H83ZM100 166V167H101ZM141 165L139 164V165H131L130 167H127V169L129 168V170L127 171V169H125L124 167H121V168H119V167H117V168H115V170H116V172L117 173H127V172H130L131 173V176H133V177H135V178H138L137 177V175L136 174H138L137 172H139L140 170V168L142 169L143 167H140ZM148 166V165H147ZM206 166V165H205ZM1 167H3V166H1ZM8 167V166H7ZM41 167V166H40ZM80 167V166H79ZM99 167V168H100ZM185 167V166H184ZM194 167V166H193ZM192 167V165H191V167L190 168H193ZM199 167V166H198ZM206 167H208V166H206ZM15 168V167H14ZM99 168H97L98 170H99ZM103 168V167H102ZM146 168V167H145ZM145 168H143V169H145ZM186 168H188V167H186ZM197 168V167H196ZM45 169V168H44ZM63 169V168H62ZM82 169V168H81ZM142 169V171H145V170H143ZM148 169V168H147ZM165 169H166V167H165ZM198 169V168H197ZM4 170V169H3ZM2 170V171H3ZM8 170H10L11 171V169L9 168V169H6V171H8ZM13 170V169H12ZM46 170H47V167H46ZM60 170V169H59ZM101 170V169H100ZM139 170V171H138ZM149 170V169H148ZM148 170H146V173H148L147 171ZM171 171H172V169H170ZM169 170V171H170ZM188 170V169H187ZM194 169H192L191 171H193ZM208 170V169H207ZM5 171V172H6ZM55 171V170H54ZM73 171V170H72ZM97 171V170H96ZM163 171H164V169H163ZM166 171V170H165ZM189 171H190V169H189ZM198 171V170H197ZM16 172V171H15ZM187 172V171H186ZM194 172V171H193ZM198 172H201V171H198ZM197 172V173H198ZM208 172H210V171H208ZM10 174L12 173V172H9ZM8 173V174H9ZM17 173V172H16ZM29 173V172H28ZM141 173H143V172H141ZM173 173L174 174H172V176L174 175V177L176 176V178L174 179V177L172 178H166L167 180L166 181H164L165 180V178L162 180V179H160V180H162L161 182H159V180H157V182L156 183H158L159 184V186L155 183V184H152V185H149L148 183H149V180H148V182H144V181H147V179L146 180H144V179H142V176H140L138 179H136V180H138V181H136V183H135V185H134V187L132 188V190L135 192V190L137 191L138 189H140V192L141 193H139V194H135V196L134 195H131L130 193H129V191H130V189L128 190V189H126V186L124 187V186H122V183L121 182H123V181H121L120 182V180H119V176L118 175H113V178L111 177V181H108V186L109 185H111V187H115L114 189L116 190V193H114L113 195H109L110 193H109V190L107 191V193L105 194V193H102V192H100V189H99V191L97 192V196H98V198H97V200H95V202L93 203L94 204V206H93V204H89L88 202H84V200L83 199H81L79 196H78V190H80L81 189V187H83V186H81V184H79L78 182H80V181H78L77 183H76V185L74 184V183H68L67 181H65L66 182V186H67V188H68V191H69V195H68V197H69V199L68 200H64L62 203H63V206L68 210V211H71V213H72V215L74 214V212H75V218H77L78 219V214L80 213H85L84 211H95L94 209L95 208H97V209H100L101 211H110L111 210V208L113 207V208H117L118 210H124V209H126V210H135L136 208H139L140 210L141 209H143L144 211H145V209H146V205H145V203H147V201H146V199L148 200V203H149V206H150V208H153L154 209V206L155 205H157V202L158 201H160V198H151V196L153 197V196H157L158 194H161L162 196L165 194V193H170L171 191H172V184H173V187H176V186H182V184H180V182L181 181H189V179L190 178H187L188 176H185V175H187L186 173H185V168H184V172L183 171H177V169L176 170H173ZM184 173H185V175H184ZM188 173V172H187ZM190 174H191V172H189ZM194 173H196V172H194ZM14 174V173H13ZM189 174V175H190ZM61 175V173H58V176H60ZM194 175V174H193ZM197 175H199V173L197 174ZM11 176V175H10ZM4 177V176H3ZM30 177H33V176H30ZM183 177H184V179H185V177H186V179L185 180H183ZM191 177V176H190ZM204 177V176H203ZM54 178H55V175H54ZM93 178V177H92ZM150 178H151V176H150ZM204 178H206V177H204ZM61 179V178H60ZM63 179V178H62ZM105 179H107L108 180V178H104L103 180H105ZM121 179V178H120ZM173 179H174V181H173ZM198 179V178H197ZM59 180V179H58ZM135 180V179H134ZM144 180V181H143ZM156 180V179H155ZM191 180V179H190ZM39 181V180H38ZM38 181H37V179H36V176L33 178V182H35V183H38ZM199 181V180H198ZM45 182V181H44ZM107 182V181H106ZM200 182V181H199ZM41 183H42V181H41ZM81 183V182H80ZM110 183V184H109ZM187 182H185V184H186ZM151 184V183H150ZM201 184H202V182H201ZM38 185H40L39 183H38ZM42 185V184H41ZM86 185V184H85ZM176 185V186H175ZM204 185V184H203ZM34 186V185H33ZM47 186V185H46ZM50 186V185H49ZM178 186V187H179ZM180 186V187H181ZM13 187V186H12ZM20 187V186H19ZM19 187H17L18 189H19ZM205 187V186H204ZM227 187V186H226ZM84 188V187H83ZM87 188H90L88 185H87ZM206 188V187H205ZM234 189H236L235 187H233ZM3 189V188H2ZM86 189V188H85ZM85 189H83V190H85ZM182 188H180L178 191L179 192H181L182 193V191H183V189L181 190ZM17 190V189H16ZM20 191H18V194L16 195V200L14 199V201H12L13 203H14V205H13V207H16V208H19V211H26L27 209H28V200H30V199H32V203H31V208H33V209H36V210H38V211H45L46 209H45V206H44V204H43V201H42V199H41V197H40V195H41V192H40V190H37V191H35L34 193H31V192H29V186H21V189H19ZM237 190V189H236ZM102 191V190H101ZM111 191V190H110ZM121 192V194H120V196H116V194L118 193V192ZM178 191L176 190V192H174V193H178ZM222 191V190H221ZM250 191V190H249ZM104 192V191H103ZM115 192V191H114ZM217 192V191H216ZM235 192V191H234ZM236 192H238V190L236 191ZM246 192V191H245ZM95 193V192H94ZM167 193V194H168ZM203 193V192H202ZM218 193H219V191H218ZM232 193V192H231ZM242 193V192H241ZM247 193V192H246ZM105 196H104V195ZM200 195H202L201 193H199ZM205 194V193H204ZM237 194V193H236ZM248 194V193H247ZM127 195H130L129 197H127ZM171 195H176V194H170V196ZM246 195V194H245ZM238 196H239V193H238ZM242 196H244V195H242ZM144 197H146L145 198V201H144ZM172 197V196H171ZM236 197H237V195H236ZM173 198V197H172ZM198 198V197H197ZM240 198V197H239ZM176 199V198H175ZM215 199V198H214ZM217 199V198H216ZM10 200V199H9ZM201 200V199H200ZM207 200V199H206ZM218 200V199H217ZM213 201V200H212ZM7 202V201H6ZM5 202V203H6ZM108 202H109V204L111 203V205H109L108 204ZM145 202V203H144ZM203 202V201H202ZM204 202H206L207 203V201H205L204 200ZM216 202H217V204H219V209H221V208H223L222 206H220V203H218V201H215V204H216ZM4 203V202H3ZM2 203V204H3ZM4 203V205H6ZM148 203H147V206H148ZM195 203H197V202H195ZM8 204V203H7ZM12 204V203H11ZM10 204V205H11ZM165 204V203H164ZM163 203H162V205H164ZM199 204V203H198ZM214 204V205H215ZM235 204H237L236 202H235ZM36 205H39L38 207L36 206ZM145 205V206H144ZM160 205V204H159ZM158 205V206H159ZM213 205V206H214ZM223 205V204H222ZM231 205V204H230ZM7 206H9V205H7ZM144 206V207H143ZM161 206V205H160ZM195 206V205H194ZM197 206V205H196ZM201 206V205H200ZM215 206H218V205H215ZM232 206V205H231ZM4 207H6V206H4ZM156 207V206H155ZM193 207V206H192ZM230 207V206H229ZM11 208V207H10ZM145 208V209H144ZM148 208V207H147ZM164 208V207H163ZM202 208V207H201ZM7 209V208H6ZM13 209V208H12ZM219 209H217V211L219 210ZM258 209V208H257ZM0 210H1V208H0ZM175 210V209H174ZM198 210V209H197ZM200 210V209H199ZM198 210V211H199ZM256 210V209H255ZM5 211V210H4ZM172 212H173V209L171 210ZM181 211V210H180ZM187 211H191V212H193L190 208H187ZM220 211V210H219ZM211 212H212V210H211ZM82 213V214H83ZM87 213V212H86ZM216 214V213H215ZM85 214H83V216H84ZM187 215H189L188 213H187ZM186 215V217L188 218V216ZM80 217H82V215L80 216ZM178 217V216H177ZM183 218V217H182ZM192 218V217H191ZM203 218V217H202ZM181 219V218H180ZM175 220V219H174ZM191 220V219H190ZM77 221H79V219L77 220ZM76 221V222H77ZM150 221V220H149ZM155 221V220H154ZM154 221H152V222H154ZM193 220H191V222H192ZM166 222H167V220H166ZM169 222V221H168ZM172 222V221H171ZM144 225V224H143ZM169 226H171L170 224H168ZM186 225V224H185ZM138 226H140V227H138ZM137 227L138 228H140L139 229V231H138V229H137V232H140V233H142V232H144V231H146L145 229L143 230V231H141V226L142 225H138ZM146 226V225H145ZM201 226H203V225H201ZM143 227V226H142ZM147 227V226H146ZM153 227V226H152ZM183 228H185L184 226H182ZM199 227V226H198ZM145 228V227H144ZM149 229H147V231L148 230H150V227H148ZM157 228V227H156ZM155 228V229H156ZM160 228V227H159ZM173 228V227H172ZM201 229V228H200ZM233 229V228H232ZM135 230V229H134ZM163 231H160V230H157V231H160V233H163L162 235V237L161 238H163V244H164V246L163 247H161V248H159L158 246H156L155 248H153L154 246H153V244H151V246H153L152 247V250L147 254V255H144L145 257H141V259H145L144 261H151L153 258H154V256H156V255H158V253L162 250V248H165V250H170V249H173L174 247H178V248H184L183 249V251H185L186 250V248H188V250L190 251V252H193V251H195L196 249V247H194V246H198L199 245V241L198 240H202L203 239V242H204V238H205V240H206V237L207 236H209L211 233L209 232H207V236L206 237H204V238H202V233H201V231L200 230H198V229H192L191 231H190V234L188 233V231L187 230H184V229H182V230H177V229H171V227L169 228V227H166V229L164 230V229H162ZM203 230V229H202ZM154 231H156V230H154ZM157 231L156 232H154V233H157ZM108 232V234L110 233L109 231H107ZM136 232V231H135ZM136 232V233H137ZM113 233H114V231L112 232V233H110L111 235H113ZM124 233H125V231H124ZM133 233V232H132ZM140 233H137V235H135V236H139L140 237V235H138V234H140ZM151 233V232H150ZM152 233H153V228H152ZM153 233V234H154ZM103 233H101V235H102ZM104 234H105V236L107 235L106 234V232H104ZM122 234V233H121ZM144 234L146 235V232H144ZM152 234V235H153ZM158 234H159V232H158ZM206 234V233H205ZM100 235V234H99ZM143 235V234H142ZM144 235V236H145ZM212 235H214V234H212ZM120 236V235H119ZM127 236V235H126ZM126 236H124V238L126 237ZM129 236V235H128ZM102 237H103V235H102ZM101 237V238H102ZM107 237V236H106ZM106 237H104V238H106ZM108 237H109V235H108ZM130 237V236H129ZM158 237V236H157ZM193 238L194 239V241L195 242H197L198 244L197 245H195L196 243L194 242V243H190L189 242V239H191V238ZM100 238V237H99ZM99 238H97V239H99ZM101 238L99 239V240H101ZM110 238H112V240H116V238H118V236L116 237L115 236V234H114V236H112V237H110ZM127 238V237H126ZM133 238V237H132ZM150 238V237H149ZM148 238V239H149ZM151 238H152V236H151ZM202 238V239H201ZM208 238V237H207ZM103 239V238H102ZM108 239V238H107ZM118 239H120V238H118ZM118 239L116 240V241H114V242H112V243H114L115 244V242H117L118 241ZM128 239V238H127ZM130 239V238H129ZM139 239H141V238H139ZM153 239V238H152ZM193 239H192V242H193ZM209 239H210V237H209ZM230 239V238H229ZM98 240V241H99ZM132 240V239H131ZM154 240V239H153ZM158 240H159V238H158ZM122 241V240H121ZM152 241V240H151ZM155 241V240H154ZM161 241V240H160ZM87 242H89V240L87 241ZM90 242H92V241H90ZM123 242H124V239H123ZM135 242H138V241H136L135 240ZM143 242V241H142ZM149 242V241H148ZM202 242V241H201ZM202 242V243H203ZM207 242V241H206ZM81 243V242H80ZM97 243V242H96ZM122 243V242H121ZM126 243V242H125ZM124 243V244H125ZM127 243H128V245H127V247L130 245L131 246V249H133L132 248V244H130L128 241H127ZM147 243V242H146ZM237 243V242H236ZM86 244V243H85ZM88 244V243H87ZM86 244V245H87ZM108 244H110V243H107V245ZM119 244V243H118ZM124 244L122 245H120V246H124ZM134 244H136V243H134ZM140 245V242L139 243H137L136 244V246L137 245ZM155 244V243H154ZM162 244V245H163ZM189 244H191V245H189ZM238 244V243H237ZM86 245H83V243L82 244H79L78 243V245L77 244H73L72 245V249H70V253H72L70 256H69V254L70 253H68L69 252V248H67V254H66V251H61V253H60V251H59V253L57 252L56 254L54 253L53 255H52V257L49 259L50 261H52L54 264H73L72 262L74 261H84V259L87 261V257L86 258H84V259H82L83 257H85V256H83L82 258H81V256L84 254V253H86L87 252V254L89 253V254H91L90 252H88V251H91V249H90V246H86ZM105 245V244H104ZM117 245V244H116ZM119 245H117V247L119 246ZM158 245V244H157ZM161 245V246H162ZM200 245H202V244H200ZM205 245V244H204ZM215 245V244H214ZM95 246V245H94ZM110 246H111V244H110ZM119 246V247H120ZM125 246H126V244H125ZM207 246V245H206ZM216 246V245H215ZM215 246H213L214 248H215ZM88 247V248H87ZM92 247V246H91ZM200 247V246H199ZM198 247V248H199ZM210 247H212V245L210 246ZM111 248V247H110ZM129 248V247H128ZM203 248V247H202ZM201 247H200V249H202ZM87 249V250H86ZM98 249V252H99V250L100 249H102L101 247H99V248H97ZM115 249H116V247H115ZM122 250V249H125L126 251H127V248L125 247H123V248H119L118 250ZM135 249H138V248H135ZM195 249V250H194ZM204 249H205V247H204ZM72 250V251H71ZM117 250V249H116ZM125 250H124V252H125ZM187 250V251H188ZM214 250V249H213ZM215 250H216V248H215ZM86 251V252H85ZM101 251H103V250H101ZM123 251V250H122ZM181 251V250H180ZM180 251H179V253H180ZM188 251V252H189ZM202 251V250H201ZM205 251V250H204ZM203 251V252H204ZM121 252V251H120ZM174 252H176V251H174ZM218 252V251H217ZM112 253V252H111ZM127 253V252H126ZM164 253V252H163ZM179 253L176 255V257H177V261H179L180 260V262L182 263V262H184V258H185V255H181V256H179ZM185 253V252H184ZM74 254L76 255V258L74 259L72 256H74ZM139 254H141V253H139ZM139 254H137V255H139ZM161 254V253H160ZM203 254V253H202ZM206 254V253H205ZM108 256H111V255H109V254H107ZM119 255V254H118ZM117 255V256H118ZM67 256H69V258H73L74 260L72 261L71 259V263H70V260H68V257ZM198 256V255H197ZM111 257H113V256H111ZM122 257H123V254H122ZM204 257V254H203V256H202V258ZM207 257V256H206ZM205 257V258H206ZM224 257V256H223ZM80 258H81V260H80ZM193 258V257H192ZM226 258V257H225ZM46 259V258H45ZM48 259V258H47ZM138 260L137 262H139V263H141V262H144L143 260ZM170 259V258H169ZM176 258H175V256H174V259L173 260H175ZM194 259V258H193ZM171 260H172V258H171ZM189 260V259H188ZM126 261V264H129V262H132V260H128V259H126L125 260ZM220 261V260H219ZM29 262V261H28ZM28 262H23L22 264H27ZM49 261L47 260H42V262H40V263H38V264H47ZM85 262V261H84ZM186 262H188V261H186ZM30 263V262H29ZM51 263V262H50ZM53 263H51V264H53ZM173 263H174V261H173ZM172 263V264H173ZM31 264V263H30ZM32 264H34V263H32ZM163 264V263H162ZM175 264H176V262H175Z\"/></svg>", "mask_w": 264, "mask_h": 264}, {"label": "snow or ice", "instance_id": "snow-or-ice-1", "mask_svg": "<svg viewBox=\"0 0 264 264\" xmlns=\"http://www.w3.org/2000/svg\"><path fill=\"white\" fill-rule=\"evenodd\" d=\"M37 207L39 206V205H36Z\"/></svg>", "mask_w": 264, "mask_h": 264}]
</instances>
